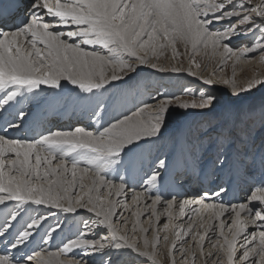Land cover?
Segmentation results:
<instances>
[{
    "label": "snow or ice",
    "instance_id": "obj_1",
    "mask_svg": "<svg viewBox=\"0 0 264 264\" xmlns=\"http://www.w3.org/2000/svg\"><path fill=\"white\" fill-rule=\"evenodd\" d=\"M214 25L219 26L214 28ZM241 37L247 43L241 41V46L233 45V39ZM178 42L191 45L193 52L200 47H211L224 61L233 58L239 61L254 53L264 59V0H31L27 15L14 20L9 19L5 9L0 13V109L22 104L25 100L39 103L45 99L41 96V85L63 92L62 81L79 89L77 102L85 99L81 94L95 97L110 81L130 79L138 66L149 65V60L158 59L164 49L170 47L174 56L178 55ZM82 45H100L102 50L88 51ZM192 63H195L194 58ZM149 66L165 71L156 63ZM108 67L112 70L110 76L105 72ZM171 70L181 71L179 68ZM187 71L196 75L191 68ZM204 82L212 83L210 80ZM231 83L233 95H238L264 80H250L243 89L237 88L234 80ZM184 92L192 98L158 93L152 97L158 100L155 107L144 103L131 115L115 119L97 132L77 126L69 131H48L39 138L13 139L8 137L7 131L0 135V215L3 217L0 220V264H32L33 261L36 264H91L84 255H106V250L123 248L152 264H160L159 242L161 239L167 242L168 235L161 238V229L156 228L149 239L147 233L151 229L144 227H140V235H136L135 224L133 234L129 235L126 227L115 223L121 214L117 212L118 202L112 197L119 196L126 185L123 176L119 184L107 176L110 170L119 169L125 163L122 154L135 148L137 142L158 137L169 108L175 105L183 109H210L216 102L213 94L200 92L197 95L188 89ZM17 115L23 120L27 114L21 108ZM18 127V124L8 123V128ZM218 162L223 166L226 161L218 158ZM82 163L87 167L80 168ZM164 163L159 161L161 166ZM243 163L247 167L254 165L255 160ZM259 165L264 176V155ZM89 172H94L91 185L80 183L81 189L87 187L88 190L76 196L73 202L72 197L67 196L69 187L76 186L77 173L81 174L82 181ZM69 173L72 180L67 179ZM159 176L158 171L147 175V187L132 196L134 203L139 204ZM105 188L107 198L101 194ZM226 192L221 186L215 191L198 194V199L178 204L181 216L185 215L186 207L196 204L198 207L192 208L193 212L199 214L204 210L211 213L213 220L220 221L218 238L212 244L216 251L203 252L209 231L215 235L213 224L207 227L200 224L203 231L196 232H193L196 227L193 223L181 227L172 225L175 240L190 237L200 254L214 259V264H222L221 254L226 257L227 264H235L237 238L241 234L250 235V239L246 238L240 245L242 254L238 258L245 264L249 260L253 264H264V178L249 186L242 202H214ZM65 199L67 206L62 203ZM161 202L159 194L151 198L150 224L152 217L159 222L156 205ZM164 203L161 215L171 221L177 201L173 198ZM32 205H50L67 213L82 208L93 216L90 222L82 221L83 229H78L72 238L62 240L56 251L43 254L50 257L45 262L41 252L30 254L26 251L47 220L43 215H30ZM124 207L129 206L125 203ZM133 214L138 219L142 215L140 212ZM225 214H231L228 223L221 219ZM120 223L126 225L127 221ZM249 226L257 230L249 234ZM60 227L57 225L46 231L43 242L48 243ZM226 228L231 238L225 234ZM169 229L170 224L165 223L163 231L167 233ZM175 240L170 251L176 248ZM75 250L82 255L77 256ZM189 255L190 264H195L197 252L181 249L184 264H189ZM63 256L70 258L62 259ZM104 264H112V260ZM171 264H176L174 257Z\"/></svg>",
    "mask_w": 264,
    "mask_h": 264
},
{
    "label": "bare ground",
    "instance_id": "obj_2",
    "mask_svg": "<svg viewBox=\"0 0 264 264\" xmlns=\"http://www.w3.org/2000/svg\"><path fill=\"white\" fill-rule=\"evenodd\" d=\"M30 2L31 0H4L2 2L3 4H1V10L3 9V5H8L12 10V13L8 14L9 19L14 20L17 16L27 15ZM0 13H2V11H0ZM218 26L219 25H217V27ZM250 39L251 37H249L248 40ZM235 40L236 39H233L232 41L234 45L239 42V40ZM244 42L247 43V40H244ZM82 47L88 51L102 50L100 45H82ZM243 59L245 60V58ZM107 70L108 72L110 70L111 74V68L108 67L105 69L106 75ZM160 77L155 76V81H152L150 85H146V80L143 78L140 79L142 81L136 86L133 84L127 85L124 82L119 83L117 81H111L109 85H105V89L98 90V94L95 97H88V94H81L85 99H82L79 102L76 101L79 89L67 81L61 82L65 89L63 92H60L59 89H52L49 85H41V89L43 90L41 96L45 97V99L41 100L39 103L25 100L22 109L27 115L23 120L18 119L13 123L18 124V128H8L5 131H7L8 137L13 139L39 138L40 135L47 134L48 131H69L77 126L85 127L87 130L97 132L104 127H108L115 119L122 118L124 115H131L137 110V108L142 107L144 103L152 104L153 107H155L158 100L154 101L152 97H156L158 93L163 95L168 94L169 92L170 94L171 90L176 89L177 91V88L182 89V80L191 85H196V82L199 81L196 77L190 75H188L187 78L184 76L183 78H172L171 76L168 78ZM186 79L189 80V82H187ZM213 79L215 78L213 77L210 81L212 82ZM200 81L203 82L201 79ZM57 93H59V96H57ZM97 105H99V107H97ZM237 109H241V106H238ZM4 110L5 109H0V116L3 114ZM250 111L256 112L254 109ZM39 114H41L43 118L39 121L33 122L30 134H28V132L23 129L24 122ZM240 114L245 113L241 111ZM205 116L207 115L205 114ZM226 116L227 115L225 114V117ZM63 118L66 120H62ZM236 118L237 116H234L233 119H225L218 122L213 129L208 128L204 135L206 137L203 136L204 138L202 137V141L198 144H195L196 142L194 138H190L192 136L189 133L190 129L181 126V136H179V138L173 139L175 134L169 133L166 135L160 132L158 137L145 138L144 140L137 142L136 147L132 148L131 151L122 154L125 163L121 165L119 169L110 170L107 176V179L112 180L116 184L121 182L120 177L123 176V182L126 185L125 189L119 196L113 195L112 197V199L118 202L116 208L117 212L121 214L117 216L115 223L122 228L126 227L129 235L133 234L132 228L134 224L136 225V235H140V227L150 228L151 233H149L150 231L147 233L149 239L152 238L153 232L156 228L161 229L159 232L160 237L162 238L164 235H168L169 240L167 242L163 239L160 240L159 253L163 254L164 251L167 250L168 257L171 260L174 257L176 263L181 259V249H187L189 253L191 251L197 252L195 264H208L211 262L212 259L207 258L206 255L200 254L199 248L190 237H186L184 240H175L171 226L175 225L181 227L193 223L196 225L193 232H196L203 231V229L199 228L200 224H204L205 227H207L208 224L215 225V235L212 231H209L204 242L203 252L206 254L208 252L216 251V249L212 247V244L215 243L218 238V225L220 221L213 220L210 212L204 210H201L199 214L193 212L192 208L198 207L196 204L186 207L185 215L181 216L178 207L179 202L198 199V194L205 191L212 192L222 186L227 189V192L226 194H222L219 200L214 202L219 203L220 201H224L227 203L231 201L232 203H239L242 202L248 194L247 189L249 186L253 182H258L264 178L259 165L260 158L264 155V142H262V140L260 141L255 157L253 158L255 164H248L247 167L243 162L252 161L255 149L252 148V150L247 152H244L245 150L242 149L244 147H242L241 143L244 142H242L240 138L246 141L248 140L246 139V135V137L239 135L238 140L241 142L240 144L237 142L236 144L233 143L229 146L228 143L226 150L219 149L222 140L221 137L226 136L227 138L228 135V131L224 132L226 130L224 127L228 124L231 125V122H234ZM232 126H234V124H232ZM212 130L214 132H211ZM262 130L263 126L259 132L261 133ZM5 131H0V135L4 134ZM218 132H220V134ZM38 133L40 134L38 135ZM172 141H175L173 146ZM218 158H223V160L226 161L223 166L218 162ZM160 160L165 161L164 165L161 166L159 164ZM55 163L56 161H53V164ZM70 166L71 165L69 164V167ZM79 167L84 168L87 167V165L82 163ZM152 171H158L160 173L159 179L155 185L148 188L144 198L139 204L134 203L132 196L136 192L145 191V188L147 187L145 184L147 175ZM80 175V173H77L75 181L76 186L69 187L67 193V196L72 197L73 202L75 201L76 196H81L87 192L88 188L85 187L84 189H81L79 184L83 183L86 186H90L94 172H89L82 181L80 180ZM203 175L208 177V181H201V179L204 180V178H202ZM67 179L72 180L70 173L68 174ZM95 194L96 193H92V195ZM101 194L107 198V188H105ZM158 194L162 197V202L156 205V214L159 216V222L157 223L156 217H152L150 224L149 217L152 215V209L148 206L151 205V198ZM173 198L176 199L177 206L172 209L173 219L169 221L166 216L161 215V213H163L164 207L166 206L164 202ZM9 203L12 204L15 202ZM62 203L67 206L68 200L65 199ZM125 203L129 207L125 208ZM0 208H2V206H0ZM137 212L142 213L139 219L133 214ZM29 214L32 216L43 215L47 217V220L43 223V226L39 229L38 233L34 235V238L29 243L28 249L26 250L30 254L32 252H41L42 258L45 262L50 259V257L43 254L49 251H56L57 246L60 245L62 240L72 238L73 234L78 229H83L82 221L87 220L90 222L93 216L91 212L82 208H77V211L74 213H67L50 205H32L29 209ZM2 218V215H0V220H2ZM207 218H209L208 223L205 224L204 222ZM25 219H27V217H25ZM221 219H223L225 223H228L230 222L231 214H225ZM121 220H126L127 224L121 225ZM164 220H167L166 223L170 224V229L167 233L163 231V225L165 224H163ZM57 225H60L61 227L57 228L52 239L48 243H44L42 238L45 236V232L50 228H56ZM16 227H19V224H16ZM226 229L225 234L229 235V238H231L229 230ZM256 230V228L249 226L248 233L250 234L252 231ZM101 234L104 235L106 233L102 232ZM246 238L250 239V235L246 237L245 234H241L237 238V258L242 254L240 245L245 243ZM174 240L176 248L174 251H170ZM185 240L186 242H184ZM35 243H37L38 247L34 245ZM0 247H2V245H0ZM75 252L77 256L82 255L79 250H75ZM106 253V255H84L83 258L91 262V264H104L108 259L112 260V264H152L150 260L137 256L133 251L127 248L120 250H106ZM61 258L68 259L70 257L63 256ZM158 260L160 261V264H164L166 261H162L161 256H158ZM188 260L190 264V255ZM221 261L223 264H227L226 257H223L222 254ZM237 263L238 262L235 261V264ZM32 264H36V262L33 261ZM211 264H214V261ZM238 264H245V262L239 260ZM247 264H253V261L249 260Z\"/></svg>",
    "mask_w": 264,
    "mask_h": 264
},
{
    "label": "rangeland",
    "instance_id": "obj_3",
    "mask_svg": "<svg viewBox=\"0 0 264 264\" xmlns=\"http://www.w3.org/2000/svg\"><path fill=\"white\" fill-rule=\"evenodd\" d=\"M215 27H217V25H215L214 28ZM247 39H249V37ZM244 40L245 38L241 37L236 45L241 46V41ZM177 50L178 55L174 56L172 49L170 47L166 48L163 50L164 54L160 55L158 59L153 57L149 60V65L151 63H156L158 67H163L165 71L153 69L149 65H142L137 67L135 73L130 74V79L125 77L123 81L117 80V82H124L127 85L133 84L136 86L142 81L140 79L143 78L146 80V85H150L152 81H155V76H161L160 78H168L170 76L172 78H183L184 76L187 78L188 75L196 77L199 81L200 79L203 80V82L194 81L197 83L196 85L188 84L182 80L181 86H183V88H177V91L176 89L171 90L170 94L169 92L168 94L169 96L181 97L182 99L192 98L190 95H187L184 92L185 89L196 92L197 95H199L200 92L213 94L216 97V102L213 104V106L210 109H183L174 105L173 107L169 108L166 114V120L161 129V133L166 135L169 133L175 134L173 139H176L181 136L180 127L184 126L187 129H190L189 133L192 135L190 138H194L196 142L195 144H198L204 137H206L204 135L208 128L213 129V127L216 126L218 122H221L225 119H233L234 116H237L236 120L231 122V125L228 124L224 127L226 128L224 132L228 131V135L227 138L226 136L221 137L222 140L220 142L219 149L226 150L228 143L229 146L233 143L236 144L237 142L240 144L241 142L238 140L239 135H246V139L248 140L245 141L244 139L240 138V140L244 142L241 143L242 147H244L242 149L245 150L244 152H247L254 148L255 152L253 153V160L260 141L262 140V142H264V83L255 85L250 91H241L238 95H233L231 81L234 80L237 88L243 89L250 80H264V59H261L259 53H254L251 54L250 57H246L245 60L242 58L239 61H235V58H233L224 61L222 60L219 52L214 53L211 47H208L207 49L200 47L195 52H193L191 45H185L182 42L177 43ZM141 54L143 55L144 53ZM193 58L195 59V63H192ZM130 62L135 63L134 61ZM196 64H199L200 67L197 68ZM172 68H179L181 71L174 72L171 70ZM189 68H191L192 72H194L196 75H191L187 71ZM107 75H111L110 70L109 72L107 70ZM213 77L215 78L212 81L213 84L210 85L204 82L205 80H210ZM225 81L229 82L225 83ZM187 82H189V80H187ZM238 106H241V109H237ZM253 109L256 110V112L250 111ZM241 111H243L245 114H240ZM205 114L207 116H205ZM225 114L227 115L226 117ZM232 124H234V126H232ZM262 126L263 130L260 133L259 130H261ZM211 132L214 131L212 130ZM220 132L218 133L220 134ZM172 142L173 146L175 141ZM208 219L209 218H207L204 222L205 224L208 223ZM166 221L167 220H164L163 224L166 223ZM149 233H151V231ZM159 256H161L162 261L166 260L164 264H171V259L168 257L167 250H165L163 254H159ZM239 260V258L236 259L238 263ZM182 261L183 260L180 259L176 264H184V261ZM213 261L214 259H212L208 264H211Z\"/></svg>",
    "mask_w": 264,
    "mask_h": 264
}]
</instances>
